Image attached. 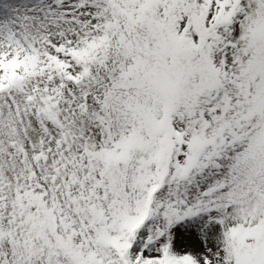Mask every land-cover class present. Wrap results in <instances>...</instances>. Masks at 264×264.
Returning <instances> with one entry per match:
<instances>
[{"label": "snow or ice", "instance_id": "obj_1", "mask_svg": "<svg viewBox=\"0 0 264 264\" xmlns=\"http://www.w3.org/2000/svg\"><path fill=\"white\" fill-rule=\"evenodd\" d=\"M0 264H264V0H0Z\"/></svg>", "mask_w": 264, "mask_h": 264}]
</instances>
